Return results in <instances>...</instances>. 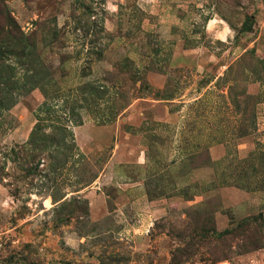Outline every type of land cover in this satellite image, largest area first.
<instances>
[{"label":"rangeland","instance_id":"obj_1","mask_svg":"<svg viewBox=\"0 0 264 264\" xmlns=\"http://www.w3.org/2000/svg\"><path fill=\"white\" fill-rule=\"evenodd\" d=\"M264 264V0H0V264Z\"/></svg>","mask_w":264,"mask_h":264},{"label":"water","instance_id":"obj_2","mask_svg":"<svg viewBox=\"0 0 264 264\" xmlns=\"http://www.w3.org/2000/svg\"><path fill=\"white\" fill-rule=\"evenodd\" d=\"M66 264H69V263H66Z\"/></svg>","mask_w":264,"mask_h":264}]
</instances>
